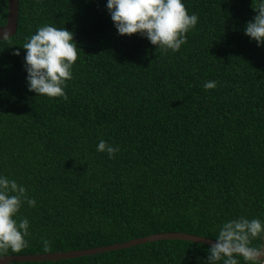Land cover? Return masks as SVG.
Returning <instances> with one entry per match:
<instances>
[{
    "label": "trees",
    "instance_id": "trees-1",
    "mask_svg": "<svg viewBox=\"0 0 264 264\" xmlns=\"http://www.w3.org/2000/svg\"><path fill=\"white\" fill-rule=\"evenodd\" d=\"M183 2L198 22L178 51L161 53L118 35L106 0H18L15 34L0 41V173L36 206L18 213L26 246L0 255L166 231L215 239L223 220H264V47L243 31L258 0ZM6 12L0 0V25ZM45 24L70 30L80 48L67 100L26 87L21 46ZM209 80L217 86L205 90ZM101 139L119 145L112 159L96 151ZM207 248L160 239L8 264H206Z\"/></svg>",
    "mask_w": 264,
    "mask_h": 264
},
{
    "label": "clouds",
    "instance_id": "clouds-1",
    "mask_svg": "<svg viewBox=\"0 0 264 264\" xmlns=\"http://www.w3.org/2000/svg\"><path fill=\"white\" fill-rule=\"evenodd\" d=\"M118 35L137 34L146 38L161 53H173L186 43V33L198 22L195 13L189 14L183 0H106L105 5ZM256 15L247 21L244 34L257 47H264V0H258ZM0 41H8L9 29L0 27ZM11 43V42H9ZM23 68L26 87L35 96L67 100L66 81L71 80L72 67L80 49L73 33L64 28L45 24L26 37ZM13 55H19L18 49ZM216 81H205V90L214 89ZM119 145L101 139L96 151L112 159ZM36 206L23 184L0 173V252H13L26 246L29 221L18 219L22 205ZM214 241L207 248L206 264H264V220L238 216L216 226ZM255 242V243H254ZM48 242L44 241L47 250Z\"/></svg>",
    "mask_w": 264,
    "mask_h": 264
},
{
    "label": "water",
    "instance_id": "water-1",
    "mask_svg": "<svg viewBox=\"0 0 264 264\" xmlns=\"http://www.w3.org/2000/svg\"><path fill=\"white\" fill-rule=\"evenodd\" d=\"M17 18H18V0H7L6 21L3 25H0V27H7L9 29L10 36L15 34L17 27ZM0 32H2V29H0ZM160 239H182V240H188V241H194L197 243L206 244L208 246L214 241V239L212 238L206 236H199L188 232H180V231L156 232L153 234L132 238L123 242H116V243L101 245L96 247L71 249L65 251H53V252H45V253H33V254H4V255H0V264H8L10 262H21V261H45V260L74 258L83 255H90L99 252L116 250L120 248L129 247L132 245H136L139 243L160 240Z\"/></svg>",
    "mask_w": 264,
    "mask_h": 264
}]
</instances>
